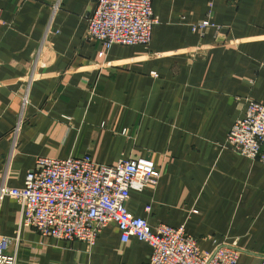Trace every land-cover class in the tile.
<instances>
[{
    "label": "crops",
    "instance_id": "0c3cea01",
    "mask_svg": "<svg viewBox=\"0 0 264 264\" xmlns=\"http://www.w3.org/2000/svg\"><path fill=\"white\" fill-rule=\"evenodd\" d=\"M96 1L0 0V184L7 174L23 189L41 156L149 159L163 175L131 192L134 216L184 226L203 251L237 241L238 264H264V161L225 147L246 101L264 103V0H151L152 43L111 50L87 37ZM21 215L14 199L0 206L18 264L151 262L150 245L115 225L91 247L21 228Z\"/></svg>",
    "mask_w": 264,
    "mask_h": 264
},
{
    "label": "built area",
    "instance_id": "2783aa9c",
    "mask_svg": "<svg viewBox=\"0 0 264 264\" xmlns=\"http://www.w3.org/2000/svg\"><path fill=\"white\" fill-rule=\"evenodd\" d=\"M60 4L55 5V11ZM156 24L151 0H97L87 15V37L101 42L107 50L116 45H150ZM208 25L204 22L195 29ZM200 50L192 51V55L199 57ZM246 103L245 116L228 133L225 147L250 160L264 161V103L250 99ZM28 104L26 96L22 110ZM23 124L22 113L12 132L11 158L18 149ZM162 175L145 158L124 159L115 166H106L88 157L41 156L36 158V168L26 175L23 189L12 188L6 174L0 184V206L14 199L22 210L21 228L32 227L42 236L81 241L91 247L106 228L115 225L123 242L135 237L150 245V264H238L241 253L237 241L216 242L212 250L203 251L184 226L174 229L162 224L154 231L145 218L130 212L131 192L155 190ZM12 241L0 235V264H18L16 255L9 253Z\"/></svg>",
    "mask_w": 264,
    "mask_h": 264
}]
</instances>
